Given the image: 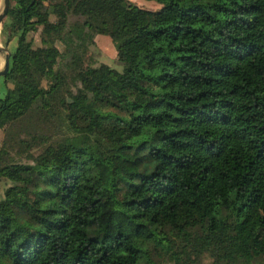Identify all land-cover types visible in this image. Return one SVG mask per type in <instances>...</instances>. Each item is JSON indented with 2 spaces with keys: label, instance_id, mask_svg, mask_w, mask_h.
Returning a JSON list of instances; mask_svg holds the SVG:
<instances>
[{
  "label": "trees",
  "instance_id": "1",
  "mask_svg": "<svg viewBox=\"0 0 264 264\" xmlns=\"http://www.w3.org/2000/svg\"><path fill=\"white\" fill-rule=\"evenodd\" d=\"M156 1L11 0L0 127L60 130L33 161L0 146V264H155L180 241L212 264L264 254V0ZM94 33L122 66L73 89Z\"/></svg>",
  "mask_w": 264,
  "mask_h": 264
},
{
  "label": "rangeland",
  "instance_id": "2",
  "mask_svg": "<svg viewBox=\"0 0 264 264\" xmlns=\"http://www.w3.org/2000/svg\"><path fill=\"white\" fill-rule=\"evenodd\" d=\"M144 7L157 9L160 7V3L156 0H132ZM4 0H0V11L3 9ZM7 17V16H6ZM4 18V20L6 19ZM3 20V21H4ZM3 25V22H2ZM1 25V30H2ZM41 31L42 26L36 31L29 33L30 38L38 45L41 44ZM16 39L8 40L6 35L0 31V45L6 47V49L0 52V68L2 69L5 64V55L8 52L7 49L13 50L16 44ZM59 48L63 52L66 50V46L63 43H59ZM83 61L82 65L78 68L67 66L66 73L68 84L76 89L77 85H89L87 83L86 71L92 67L97 66L101 63H108L111 66L121 68L122 64L118 60L117 49L107 34L94 33L90 39V43L87 51H82ZM63 57L61 62H66ZM4 75H0V86L2 89V95L5 94L6 88L3 84ZM9 84L13 85L12 82ZM46 84V81H44ZM31 122L25 121L16 125H11L9 129L0 127V146L7 152L6 157L10 159L21 160V161H33V158L37 156L44 146L45 136L55 134L60 130L57 121L48 120L44 124L36 123L34 126L36 129L31 127ZM26 139L28 142H23L21 139ZM9 184L7 180L0 182V191L4 192L6 186ZM180 240V239H178ZM187 246V245H186ZM193 246L188 245L185 247L182 241L172 251H161L155 254V264H212L214 257L209 252H205L202 255L192 253ZM186 249V250H185ZM252 264H264V254L258 256Z\"/></svg>",
  "mask_w": 264,
  "mask_h": 264
},
{
  "label": "water",
  "instance_id": "3",
  "mask_svg": "<svg viewBox=\"0 0 264 264\" xmlns=\"http://www.w3.org/2000/svg\"><path fill=\"white\" fill-rule=\"evenodd\" d=\"M10 3H11V0H4L3 9L0 11V31H1L2 22L8 14ZM4 49H6V47L0 45V52H2V50H4ZM7 50H8V52L5 55V64H4V67L2 69H0V75L7 74L9 67H10V58L12 55V51L9 49H7ZM0 93H1V89H0Z\"/></svg>",
  "mask_w": 264,
  "mask_h": 264
},
{
  "label": "crops",
  "instance_id": "4",
  "mask_svg": "<svg viewBox=\"0 0 264 264\" xmlns=\"http://www.w3.org/2000/svg\"><path fill=\"white\" fill-rule=\"evenodd\" d=\"M0 69H1V68H0ZM0 89H1V86H0ZM1 93H2V89H1ZM1 93H0V94H1Z\"/></svg>",
  "mask_w": 264,
  "mask_h": 264
}]
</instances>
